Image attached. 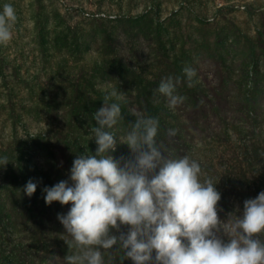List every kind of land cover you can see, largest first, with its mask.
<instances>
[{
    "label": "rangeland",
    "instance_id": "rangeland-1",
    "mask_svg": "<svg viewBox=\"0 0 264 264\" xmlns=\"http://www.w3.org/2000/svg\"><path fill=\"white\" fill-rule=\"evenodd\" d=\"M5 4L17 20L0 44V153L31 175L22 182L37 184L42 203L29 201L25 216L13 208L18 192L0 165V264H67L80 254L57 218L66 208L46 204L44 189L58 179L74 186L73 156L96 154L94 113L113 91L123 95L108 101L121 107L106 129L115 158L132 155L120 143L135 112L158 119L167 158L188 156L215 183L222 222L264 191V0H0V12ZM185 67L196 71L193 87ZM168 77L180 78L173 94L184 98L174 108L157 91ZM56 133L67 141L42 140Z\"/></svg>",
    "mask_w": 264,
    "mask_h": 264
},
{
    "label": "clouds",
    "instance_id": "clouds-1",
    "mask_svg": "<svg viewBox=\"0 0 264 264\" xmlns=\"http://www.w3.org/2000/svg\"><path fill=\"white\" fill-rule=\"evenodd\" d=\"M16 20L14 7L5 4L0 12V44L12 39ZM183 73L193 87L196 71L185 67ZM179 82V77L175 83L168 77L158 86L170 108L183 102L173 94ZM111 97L123 99L113 91L94 113L98 126L92 132L98 148L95 155H79L73 161L74 186L60 181L44 189L46 204H71L67 214L57 218L81 252L67 255V264H104L101 249L117 244L134 264H264V242L258 238L264 233V191L244 201L241 216L232 220L233 213L222 222L217 210L221 194L215 183L202 180L199 163L188 156L167 158L155 139L158 119L135 112L132 130L120 143L132 155L115 158L118 142L106 129L117 124L121 107L108 103ZM169 135L175 131L169 130ZM36 188L29 180L24 192L31 197ZM122 226H128L126 233ZM221 231L228 242L220 237Z\"/></svg>",
    "mask_w": 264,
    "mask_h": 264
},
{
    "label": "trees",
    "instance_id": "trees-1",
    "mask_svg": "<svg viewBox=\"0 0 264 264\" xmlns=\"http://www.w3.org/2000/svg\"><path fill=\"white\" fill-rule=\"evenodd\" d=\"M55 139L56 141L58 142H65L67 141V136H63L62 134H59V133H56L55 136L53 137H49L48 136H45L42 138V140L46 141L48 139ZM34 139V138H32ZM47 146V143L46 142H43L42 144H40V147L42 148V150H44V146ZM7 151H4V152H1L0 153V165L2 166V168L5 169V171L1 172L3 173V176L5 178V180L7 181V185L12 187L14 189V191H17L18 192V195L15 197H13V199H11L10 202H13L14 205H13V208H15L17 206V209L20 210L21 214L24 215L23 211H26L27 210V206H28V202H36V204H41L42 201H38V196L35 197V194H33L31 197H29L28 195L25 194L24 192V188H25V185L26 183H23L22 180L24 178L25 180V177L22 176L19 172L22 171L21 167L20 166H14L13 165V161L11 158L7 157ZM49 156H52V155H48V157L46 156V158H49ZM73 160H75V155L73 156ZM7 161L6 164H4V161ZM24 174V173H23ZM46 176L48 175L47 173L46 174H42V178L43 176ZM28 177H31V175H29ZM26 177V178H28ZM48 177V176H47ZM32 179V177H31ZM14 180V181H12ZM21 180V181H20ZM61 180H57V183H59ZM39 185L41 182H38ZM56 183V184H57ZM46 181L43 183V186L46 185ZM55 184V185H56ZM70 186V184H69ZM43 193V191H42ZM37 194V193H36ZM46 194H44L45 196ZM34 196V197H33ZM59 205H61L58 201H54L51 203V207L55 208V211L59 212L58 211V207ZM61 206H64L66 209L65 211L68 212L70 210L69 206L70 204H67V205H61ZM25 216V215H24ZM121 231L123 232H127L128 231V226H122L121 227ZM120 233L118 234H115V235H119ZM262 242H264V233H261L258 237ZM101 252H102V256H103V262L104 264H115L116 262H119L118 264H134V262L131 260V259H128L125 257L124 255V249L121 248L119 246V244L113 246V248L110 249V253H107L104 249H101Z\"/></svg>",
    "mask_w": 264,
    "mask_h": 264
}]
</instances>
